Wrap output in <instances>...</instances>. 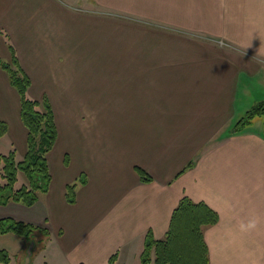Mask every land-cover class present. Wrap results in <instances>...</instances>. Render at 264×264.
Masks as SVG:
<instances>
[{"label":"crops","instance_id":"obj_1","mask_svg":"<svg viewBox=\"0 0 264 264\" xmlns=\"http://www.w3.org/2000/svg\"><path fill=\"white\" fill-rule=\"evenodd\" d=\"M227 39L251 40L253 54ZM8 40L31 79L29 97L50 100L58 137L48 191L31 206L0 205V217L48 229L36 238L45 258L108 264L116 253L114 264H142L146 232L163 238L188 196L217 214L204 229L210 264H264L263 119L232 132L264 100L263 89L252 92L264 87V0H0L3 61ZM81 52L118 60L84 68ZM20 112L0 68V120L16 156L28 133ZM81 177L68 203L66 186ZM27 245L0 234V250L13 257Z\"/></svg>","mask_w":264,"mask_h":264},{"label":"trees","instance_id":"obj_2","mask_svg":"<svg viewBox=\"0 0 264 264\" xmlns=\"http://www.w3.org/2000/svg\"><path fill=\"white\" fill-rule=\"evenodd\" d=\"M10 60L0 59V68L9 78L10 84L20 97L21 120L27 129L26 151L18 159L15 150L0 153V205L9 202L22 203L31 206L39 199V193H46L51 182V173L47 154L52 150L58 137L55 115L47 97L42 101L32 99L28 95L31 79L21 66L14 47L8 45ZM261 117L264 126V100L252 105L236 122L232 132H241L252 123L254 118ZM8 127L0 120V137ZM190 161L182 170L193 165ZM140 179L150 182L151 176L137 168ZM25 177V182L18 184L19 174ZM78 183L84 184L85 179L67 184L66 200L75 203ZM217 221L216 212L204 202H195L188 196H183L172 212L168 230L161 239H156L151 230L145 235L144 248L140 255L142 264H149L154 257V264H210L208 246L204 238V229ZM14 233L28 244L37 235L48 236L46 228L15 219L0 217V234ZM117 254L108 259V264H114ZM0 264H18L5 249L0 250Z\"/></svg>","mask_w":264,"mask_h":264},{"label":"rangeland","instance_id":"obj_3","mask_svg":"<svg viewBox=\"0 0 264 264\" xmlns=\"http://www.w3.org/2000/svg\"><path fill=\"white\" fill-rule=\"evenodd\" d=\"M100 4H96V6L97 7H95L96 9L98 8V10H101L102 11V9L103 10H106V11H108V10H110V11H112V9H109V8H107V7H100L99 6ZM99 6V7H98ZM199 35L200 36H202L203 34L202 33H199ZM79 41H81V39L79 40ZM220 42L221 43H224L223 42V39H222V41L220 40ZM249 42V44L250 43H252V41L251 40H249L248 41ZM65 45H66V49L67 50H69V49H71L72 47H70L69 46V43L70 42H68V41H65L64 40V42H63ZM234 43V45H235V49H234V51H239V52H243V51H248V52H250L251 54H253L251 51H253V50H248V46H249V44L248 43H246L244 40H239V41H236V40H230V39H227V44H228V46L229 47H232V48H234L233 46H232V44ZM9 44H11L10 43V40H8V45ZM253 44H254V42H253ZM12 45V44H11ZM247 45V46H246ZM238 48V49H237ZM73 49V48H72ZM81 55H77L78 56V61H80V63H83V61L85 62V63H83V66H84V68H86V67H92V65H91V62H93L94 60L95 61H100V62H114V60H118L117 59V57L118 56H116V55H103V54H92V53H90V55H89V53H86V52H81L80 53ZM258 55V54H257ZM126 58H133V56H129V55H126L125 56ZM254 57V56H253ZM71 61V60H70ZM98 65H96V67H97ZM86 71V70H85ZM91 72V71H90ZM86 73H88V71H86ZM76 74H77V76L79 77V79H82L83 80V75L82 74H84V73H82V71H80V70H77V72H76ZM252 81L253 82H257V79L256 80H253L252 79ZM126 83L128 84V81H126ZM126 86H124V87H122V88H125ZM129 86H127L126 88H128ZM125 88V89H126ZM263 89V92H264V87H262V88H255L252 92H256L257 90H258V92L260 93L261 91L260 90H262ZM262 101V100H261ZM86 106H87V104L86 103H80L79 104V108L80 109H82L84 112H85V109H86ZM56 143V142H55ZM55 145V144H54ZM9 150L11 151V150H14L12 147H10L9 148V146H8V141H6V139H5V137L3 136V137H1L0 138V153H8L9 152ZM58 154V151H54V153H53V156L54 155H57ZM22 156L19 154V152L17 151V158L18 159H20ZM23 182H25V177L20 173L19 174V182H18V184H21V183H23ZM147 233V232H146ZM146 235V234H145ZM38 236V235H37ZM41 240L42 239H40V237L38 238V240H37V242H36V245L34 246V249H33V251H32V255H31V258H30V262L28 263V264H52V262L50 261V260H48L47 258H45L47 255H45L43 252H42V243H41ZM144 248V247H143ZM140 255H141V253H140ZM52 259V258H51ZM13 261L14 262H16V263H19V264H25L26 263V255L22 258H16V257H13Z\"/></svg>","mask_w":264,"mask_h":264},{"label":"water","instance_id":"obj_4","mask_svg":"<svg viewBox=\"0 0 264 264\" xmlns=\"http://www.w3.org/2000/svg\"><path fill=\"white\" fill-rule=\"evenodd\" d=\"M34 246H35V240L32 239L29 242L28 247L26 249V263L25 264H28L30 262V258H31V255H32V251L34 249Z\"/></svg>","mask_w":264,"mask_h":264}]
</instances>
